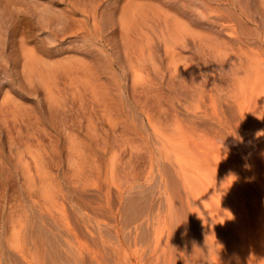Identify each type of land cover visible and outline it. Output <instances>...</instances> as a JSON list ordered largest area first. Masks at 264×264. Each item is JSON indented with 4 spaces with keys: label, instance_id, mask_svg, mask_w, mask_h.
I'll list each match as a JSON object with an SVG mask.
<instances>
[{
    "label": "rangeland",
    "instance_id": "obj_1",
    "mask_svg": "<svg viewBox=\"0 0 264 264\" xmlns=\"http://www.w3.org/2000/svg\"><path fill=\"white\" fill-rule=\"evenodd\" d=\"M0 264H264V0H0Z\"/></svg>",
    "mask_w": 264,
    "mask_h": 264
}]
</instances>
